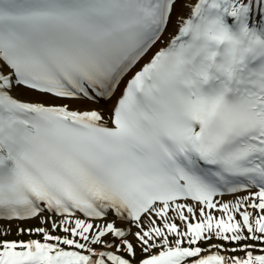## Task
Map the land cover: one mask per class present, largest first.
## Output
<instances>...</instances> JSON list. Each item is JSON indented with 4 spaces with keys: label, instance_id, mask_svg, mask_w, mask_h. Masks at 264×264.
I'll return each mask as SVG.
<instances>
[{
    "label": "snow or ice",
    "instance_id": "1",
    "mask_svg": "<svg viewBox=\"0 0 264 264\" xmlns=\"http://www.w3.org/2000/svg\"><path fill=\"white\" fill-rule=\"evenodd\" d=\"M13 228L0 264H264V0H0Z\"/></svg>",
    "mask_w": 264,
    "mask_h": 264
},
{
    "label": "rangeland",
    "instance_id": "2",
    "mask_svg": "<svg viewBox=\"0 0 264 264\" xmlns=\"http://www.w3.org/2000/svg\"><path fill=\"white\" fill-rule=\"evenodd\" d=\"M29 226H32V225H29ZM0 239H8V240H12V239H24V240H27L29 239V237L27 235H24V236H18L15 232V228H13L12 232L7 235V236H0Z\"/></svg>",
    "mask_w": 264,
    "mask_h": 264
}]
</instances>
